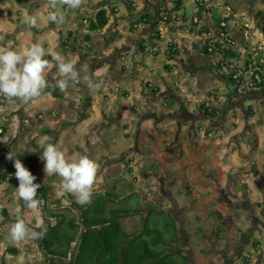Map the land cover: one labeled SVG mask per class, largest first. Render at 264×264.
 <instances>
[{"label":"rangeland","instance_id":"obj_1","mask_svg":"<svg viewBox=\"0 0 264 264\" xmlns=\"http://www.w3.org/2000/svg\"><path fill=\"white\" fill-rule=\"evenodd\" d=\"M106 1L86 0L85 4L78 9L66 7L65 10L66 5H58L55 11L64 16V25L55 27L56 23L46 19L50 12V9L45 6L46 0H0V47L11 48L19 52L36 43L44 48L45 54L54 56L60 53L64 56L60 42L64 38H69L67 29H76L75 39L83 43L82 33H85V28L79 23L82 20L81 16L92 15L100 8L105 7ZM205 1L203 3L207 5ZM209 1L213 2V0ZM244 1L247 2V0ZM249 1L254 2L252 7L256 11L264 7V0ZM220 2L223 3V1ZM224 2L226 5L229 4L231 9L235 8L238 11L247 7L239 0H224ZM117 4L121 11H128L125 3L119 1ZM143 5L145 4L142 1L141 4H138L139 11ZM25 10L29 16L43 17V19H38L35 27L28 30L22 29ZM195 11V2L185 0L180 14L191 21ZM8 18L13 19L15 29H10L12 24ZM119 19L122 20L121 30L123 33L117 31V33L108 34L109 37L114 36L113 42L117 41L129 45L131 41L142 39L140 36L144 33L140 28L141 26L131 30L128 21L129 16L122 14ZM235 22L239 23L237 20ZM17 27L20 29L19 32H16ZM253 28L254 31L250 37L254 55H257V58H260L259 56L264 57L262 33L256 26ZM186 30L185 36L177 38L175 41V43L181 42V47L190 46L187 41L192 33L187 27ZM36 34L37 37L35 38ZM143 39L146 40V38ZM170 41L173 42V40ZM105 42L99 38L98 48L95 51H101L102 47L107 44ZM148 46L149 42L144 45L146 49ZM130 48H128V63H132L133 60L134 49L131 50ZM178 49H182L185 53L183 47ZM67 51L74 54L71 61H75V68L79 73L81 83L80 85L69 83L68 88L64 91L68 99L47 91L46 93H50V95H45L38 102L29 104L20 101L10 104L3 97H0V168L11 167V160L7 159L9 152L12 151L15 155L23 156L42 147L43 138L48 136L39 137L31 145H28L27 142L28 136L35 131L38 123L52 129L57 128L63 120L75 123L73 126L63 128L57 137L52 136L50 138L52 143L60 142L63 145L66 155L85 154L86 150V154L98 163L99 169L91 198L100 192L113 190L128 193L120 199L122 201L135 197L129 202L132 206L148 204L153 207L155 203L162 204L166 210L176 216L179 232L183 238L180 246L189 256L191 264H220L221 261L222 264H264V202H261L260 205H250L245 202V207L236 204V207L232 206L230 209L222 206L227 196L244 201L264 200V95L262 93L251 95L252 98H258L261 101L260 103L251 100L252 109L250 110L257 114V119L252 127L243 131L245 121L239 110L236 111L239 120L237 123L222 126L220 124L227 120V111L232 104L236 105L237 103L227 101L228 90L223 86H218L221 81L214 79L207 72L199 75L190 74L188 70L183 68L184 61L179 58L175 60L176 63L165 65L167 56L166 58L162 56L159 59V64L164 66L165 80L176 83L179 79L187 77L186 84L189 88L195 86L199 90L196 95L192 92L193 96L190 95V98L193 103L189 102V104H193L196 111L199 112L196 116L202 121V137L196 138L195 133L191 132L193 128L190 129L191 133L187 135L185 129H187L188 124H185L179 136H176L177 129L174 122L171 124V130L168 131L170 134L173 133V137L168 136L162 140L165 144L160 146L161 152L157 154L161 142V139L159 141L157 137H160L158 135L159 132L163 131V127L158 126L156 129L151 126L146 130L156 138H153L150 156H160L161 159L142 160L136 153L127 159L128 154L133 152L136 147L137 125L140 119L145 118V114L139 116L138 113H154L152 111H155L158 117H162V120L170 118L169 116L172 114L167 113L163 107H157L155 103L156 101L168 102L169 92L167 96L162 94L157 96L146 95L145 100H143L141 95L134 94L131 98V93H134L135 89L124 90L123 88L133 84L130 79H134L136 74H141L139 80L142 85L143 81L160 85L164 80L158 75L151 79L148 76L145 79L147 73L143 69L145 65H151L152 59L149 57L145 59L146 64L138 65L143 69L136 72L132 71L133 64L131 63L124 66L125 69H121L111 53L107 58L92 60L93 56H82L81 50H77L76 53H72L74 49ZM167 65L171 67L170 71H167L165 67ZM99 67L106 69V71L96 77L94 71ZM175 70L176 73L173 74ZM121 74H125L126 77L123 75L121 77ZM58 78H60V74L57 69H51L47 75L50 84H54ZM89 78L94 83H99L101 87L99 89L89 88L87 85ZM152 85L146 86L148 93L151 92ZM181 87V85L177 86L179 89ZM211 89L218 90L219 102L217 101L215 105L220 113L215 119L220 120L219 125L224 132L215 129L214 126L210 129L211 123L207 122L208 118L199 110V103L202 100L206 99L209 101V105L211 104L210 99L206 97V92ZM184 92L188 93L189 91L184 88L183 92L179 93ZM202 94L203 98L200 101L199 98ZM128 98H130L129 103L121 104L122 100ZM176 98L181 100L179 97ZM185 102L187 101L185 100ZM124 105L125 107L122 108ZM131 106L136 107V110H132ZM185 107L188 108V105ZM36 113H39V117L36 116ZM171 113L174 114L175 112L172 111ZM167 115L169 116L167 117ZM180 115L179 112L178 116ZM27 117L33 118L34 122L27 120ZM169 121L172 122L171 119ZM169 121H164L162 124L166 125ZM126 130H128L127 133H125ZM207 131L211 133L209 134ZM180 152L182 154H179ZM244 156L248 158L247 160L251 159L249 165L254 166L253 169L249 168L250 166L248 169L237 166L247 161L243 159ZM197 163L201 174L205 175L203 179L207 182L205 184H189L185 196L183 192H186V189L181 186L182 180L179 179V171H192ZM230 167L234 168V171H230ZM43 168L44 164L39 169L40 176L34 183L43 182V176H46ZM242 168H245L246 172H242L240 170ZM165 180L168 181L166 187L163 185ZM59 183L60 178L58 176L49 182L56 195L62 194ZM126 186L129 190H126ZM16 187H18L17 179L0 186V199L7 205L9 213V216H5L0 212V264H35L42 261L37 240L28 243H13L10 240L8 230L17 219L18 213L22 214L28 222L35 219L37 225L41 220L44 224V220L42 215L37 216L26 206L21 208L15 191ZM193 189L195 194L192 199L189 196ZM141 213L145 212L142 211ZM139 219L140 215H135L123 220V225L127 230H132L136 227ZM28 222L25 221L26 224ZM27 225L37 231L40 230L37 225ZM246 225L248 227L245 228ZM198 226L202 229L201 234L196 232ZM217 227H222L225 230L223 233L226 237L225 240H218L214 236L213 231ZM256 230V234H260V239L256 240L257 243L253 247L250 241ZM249 243L250 246H247ZM7 247L17 249L18 253H8Z\"/></svg>","mask_w":264,"mask_h":264},{"label":"trees","instance_id":"obj_2","mask_svg":"<svg viewBox=\"0 0 264 264\" xmlns=\"http://www.w3.org/2000/svg\"><path fill=\"white\" fill-rule=\"evenodd\" d=\"M241 3L244 6L252 7L254 2L242 0ZM107 4L106 8H100L93 16H81L82 20L79 23L86 27L87 33L82 38L84 42L79 43L78 47L88 56L99 57L103 54L101 51H94L93 47L107 29L110 17L117 18V7L114 0H108ZM174 4L175 12L180 11L184 6L182 0H176ZM205 5L203 1L195 0L196 11L190 21L189 31L199 36V39L192 45L195 56H183V51L171 41L168 44L167 52L171 53L173 59L184 60V68L190 73L199 75L207 72L214 79L223 82L224 87L228 90L227 101L231 102L236 95L264 88L262 57L247 59L237 53L234 49L235 39L226 26L227 18L217 25L214 33L209 27L210 9ZM130 8H132L131 4ZM159 13L157 22L164 29H173V26L170 25L172 18L174 22L179 21L176 15L172 17L166 10H160ZM179 18L184 22L187 21L184 15ZM153 19L144 15L130 26L133 29L134 26L151 24ZM256 20L257 28L261 31L264 41V7L256 12ZM24 27H27L26 23H23ZM69 34L74 36L75 33L70 30ZM104 41L109 44L114 41V36H108ZM61 43L66 45V39H62ZM140 51L149 54L144 46L140 47ZM150 54L156 55L155 52ZM44 58L52 61L53 56L45 54ZM122 69H125L124 66ZM166 69L170 71L171 67L167 65ZM76 84L80 85L81 83L79 81ZM250 87L254 89L247 90ZM45 91L68 99L65 92L59 88L53 89L50 86ZM218 96L217 89L206 92V97L210 101L219 102ZM215 108L206 102L199 103V110L208 118L215 119L218 115ZM36 116L39 117V113H36ZM27 120L34 122L31 117H27ZM74 124L63 120L57 128L52 129L38 123L35 131L28 136V145L33 144L41 136L57 137L63 128ZM126 136L128 137V134ZM43 150L42 146L30 154L23 156L14 154L36 179L40 176L39 169L44 164L40 159ZM10 164L11 167L0 168V186L6 182H14L16 179L12 160ZM249 166V168L254 167ZM55 177V175L43 176V182L38 183L40 188L37 198L43 201L41 215L46 227V234L42 239L37 240L42 261L35 264H191L189 256L180 246L183 238L179 232L176 216L166 210L162 204L155 203L153 207L148 204L132 206L129 202L135 197L122 201L120 199L128 193L111 190L98 193L91 198L90 203L82 205L77 202L73 194L56 195L54 193L49 182ZM125 188L129 190L127 186ZM186 190L188 192L187 187ZM18 201L21 208H24V202L19 199ZM142 211L145 213L142 214ZM0 212L9 216L7 205L1 199ZM135 215H140L139 222L134 229L127 230L123 225V220ZM18 216H22V214L18 213L16 218ZM22 218L28 222L23 216ZM27 224L36 226L37 222L35 219H31ZM196 232L201 234V227L198 226ZM224 232L222 227H217L213 234L218 240H225ZM251 242L255 247L256 240L251 239ZM7 251L10 254L18 253L17 249L11 247H7Z\"/></svg>","mask_w":264,"mask_h":264},{"label":"crops","instance_id":"obj_3","mask_svg":"<svg viewBox=\"0 0 264 264\" xmlns=\"http://www.w3.org/2000/svg\"><path fill=\"white\" fill-rule=\"evenodd\" d=\"M119 1L126 4L127 9H128L127 12H123L120 10L119 5L117 4V2H119ZM141 1L145 5H143L141 7V10L139 11L138 4H141ZM175 1L176 0H114L115 6L116 7L118 6L117 7V18L110 17V21H109V24L107 26V29L102 34V36H100L101 41L102 40L104 41L105 38L108 37V34H110L112 32L117 33V31H118L119 33H121V32L123 33V31L121 30L122 20L119 19L122 14L130 17V19L128 20L130 25L137 22L144 15H147V16L154 18L153 22L151 24L138 25V26H141L140 28L142 29V32L144 33V35H141L142 37L140 36V38H142V39H139L138 41H131L129 45L127 43H122V42H117V41L111 42V44H106L105 47H102L103 49L101 48L102 49L101 52L103 53L101 56H99V57L93 56L92 57V60L104 59L105 57L106 58L109 57L110 56L109 54L111 53L114 55L117 63L121 66V69H122L123 66H127L129 63H131V62H129V63L127 62V57L129 56L128 48L131 47L130 48L131 50L134 49L133 54H132L133 60L131 63V64H133L132 71L134 70V71L138 72V70L140 71V69H143V68H140V66L138 67V65L146 64L145 59L147 57H149L152 59L151 65H145V68L143 69L147 73V76L145 77V79L148 76L151 79L153 76L158 75L160 78H162V80H164V82H162V84H160V85H154L153 83H152L153 84L152 85L149 81H143V85H142L141 81L139 80L141 78V76H140L141 74L140 75L136 74L137 76H135L134 79H130L131 81H133V84L128 85V86H124L123 89L124 90H134L135 89V92L131 93V98H133V96L135 94V95H141L143 100H145L146 95L152 94V95L157 96L158 94H162L164 96L165 95L167 96L168 92L170 93L168 102H160V101L155 102L157 107H163L166 109L167 113L170 112L169 114H172L171 116L167 115V117L169 116L170 118L165 119L163 117L164 120H162V117L161 118L158 117L156 115L157 113L155 111H152L154 113H143V112L138 113L139 116H140V114H141V116H142V114H145V118L140 119L139 124L137 125L136 137H135L136 147L133 150V152L128 154L127 159L131 158L132 155L135 153L142 160L145 159V160L149 161V160H152L154 158L161 159L160 156H156V157L150 156V154H152L150 150L152 149L151 146L153 143V138H156V137H154V135L146 129L150 128L151 126L155 127L156 129L158 126L163 127V131L159 132V135H158L160 137H157L158 138L157 140L161 139V142L159 143V147H158V148H160L161 145L165 144L162 141L165 137H168V136L173 137V133L170 134L168 132L169 130H171V124H173L174 122L176 123V125H175V127L177 129L176 136H179V134L182 131L181 129H183L184 125L185 124L189 125V121L187 120L188 119L187 117H189V116L191 117L193 115L196 116L199 113L198 111H196L193 104H189V102L193 103V101H191V98H190V95L193 94L192 92H194V95H196V93H198L199 90L195 86H193V87L191 86L189 88V86L186 84L187 77H184L183 79H179V81H177L176 83H170L171 81L169 82V81L165 80L166 75L163 72L164 66L162 67L159 64L160 63L159 59H161L162 56H165V58L167 56V58H166L167 61L165 62V65L169 64V63L170 64L176 63V61H175L176 59H173V57H171L172 56L171 53L167 52V49L169 50L168 44H169L170 40H173V42L175 43V41H177V38L185 36L184 34L187 33L186 27H187V29H189L191 27L190 21L185 16L184 17L187 20L186 22L182 21V19L179 18V17L183 16L182 14H180L181 10L175 12V9H176L175 4H174ZM182 1H183V5H184L185 0H182ZM193 1L195 2V0H193ZM203 1H205V0H203ZM220 1H223V3H221ZM133 2H135V3H133ZM205 2L208 5V6L206 5V7H209V9H210L209 27L214 22H217L219 24V23L223 22L224 19L227 18L226 26L229 29V33L235 39L234 49L237 51V53L240 54L242 58L247 57V59H250V58L254 59V58L258 57L257 55H254V51H253L254 48H253V44L251 42V37H250V34L254 31L253 27L254 26H256V28L258 27L257 20H256V12L257 11L255 9H253L254 7L247 6L244 9H242L241 11L239 10L237 12H234L231 9V6L229 4H227V5L225 4L224 0H213V2H210L209 0H207ZM107 3H108V0L105 2L104 8L107 7V5H108ZM130 4H131L132 8H130ZM66 7L67 6L64 7L65 10L67 9ZM233 9H235V8H233ZM160 10H166L168 15H170L172 17H175V15L177 16V19L179 20L178 22H174V20H172L173 18L171 19L170 25L173 26L172 30L164 29L162 26H160L158 24L157 21H158L159 16H160V13H159ZM96 12H94L91 16H93ZM9 20L11 21V24H12L10 29L11 30L15 29V26H14L15 23L13 22V19H9ZM236 20L239 22L238 24H237V22H235ZM23 23H25V20L23 21ZM59 25H64V19L62 22L56 23L55 27H58ZM134 27L135 28L132 29L130 26V29L135 30L137 28V26H134ZM84 28H85V33H82L83 36L87 33L86 27H84ZM22 29L28 30L29 28L28 27H24V28L22 27ZM70 30L74 31V33H75L74 36H70V34H69ZM75 30L76 29H73V30L67 29V35H69V38H67V39L65 38L66 42H67L66 45H64L60 42L61 47H62L61 51L64 53V57L69 61H71V59L74 58V54H70V52L67 51L68 49H70V50L74 49V52H72V53H76L77 50H81L78 47V44L80 42L76 41V39H75L76 35H77V32H75ZM19 31H20V29H18V27H17L16 32H19ZM125 33H126V31H125ZM34 37L36 38L37 34ZM189 37L190 38L188 39L187 42L190 43V46H187V47L182 46L184 48V51H185V53H183V56H185V57L195 56L194 47L192 45L194 42H196L199 39V36H196L195 34H192ZM143 38H146L147 41ZM148 42H149V46L147 47L146 50L149 52V54L142 53L140 51V47L144 46L145 44L147 45ZM97 44H98V42H96V45L93 47V49L96 50L98 48ZM176 44H177V48H182L181 42L178 41V43H176ZM180 50L182 51V49H180ZM81 52H82L81 53L82 56L88 57V55L86 54L85 51L81 50ZM152 52H155L156 55L150 54ZM168 57H169V59H168ZM259 57H262V59L264 61L263 56H259ZM184 63H185V61H184ZM183 68H184V64H183ZM104 71H106V69L99 67L98 69H96V71H94V75L96 77H98L101 74H104ZM175 73H176V70L173 74H175ZM190 74H192V73H190ZM106 75H107V73H106ZM122 75L124 77H126L125 74H121V77H122ZM168 78H170V77H168ZM151 85L153 87L151 88V92L148 93L146 86H151ZM162 85H164V86H162ZM179 85H181L183 87V89H182V87H181V89L177 88V86H179ZM218 86L224 87L223 82H220V84ZM184 88L186 90H188L189 92L188 93L184 92V93L180 94L179 92H183ZM121 93L124 94V92H121ZM257 93H262V95H264V88H261L258 91L245 92L242 95L234 96V98L231 102H236L237 104L231 105V108L226 113V116H227L226 122H224L223 124H220V125L224 126L226 124L227 126H230V125H234L235 123H237L239 120H238L236 111L239 110L241 115H243V118L245 121L243 131L244 130L246 131V129H248L249 127H252L255 124V120L257 119V114H254L250 110V109H252L251 100L253 99V100H256L260 103H261V101L258 98H252L251 95H258ZM176 97L181 98V100H177ZM202 98H203V94H202V96L200 95L199 100L201 101ZM129 99L130 98H128L126 100H122L121 104L129 103V101H128ZM185 100L187 102H185ZM202 102H206V104H209L208 103L209 101H207L206 99L202 100ZM216 103H217V101L213 100V101H211L210 105L213 107H216V105H215ZM187 105H188V108L185 107ZM124 107H125V105L122 106V108H124ZM131 109L136 110V107H132ZM215 109L217 111V114H219L220 113L219 110L217 108H215ZM171 110L174 111L175 113L174 114L171 113L172 112ZM179 112L180 113H182V112L186 113V115H182V117L179 116V117H181L179 119L177 117V114ZM249 112L251 113L250 115L248 114ZM147 116H148V118H146ZM169 119H171L172 122H170ZM164 121H169V122L166 125L165 124L163 125L162 123ZM207 122L211 123L209 125L210 129H212L214 126L215 129L217 128V130L224 132L223 129L219 125L220 120L218 121L217 119L208 118ZM201 123H202V121H200L199 119H197V118L193 119L190 122V125L187 127V129H185V133H187V135H189L191 132H194L195 133L194 135L196 136V138L197 137L201 138L202 137L201 133H203V131H202L203 128H201ZM191 128H193V129L190 132ZM206 130H205V132H206ZM127 132H128V130L125 131V133H127ZM210 133L211 132H209V134ZM245 133H248V132H245ZM249 133H250V131H249ZM239 134H240V132H239ZM189 144H190V142H189ZM160 152H161V148L158 149L156 153L159 154ZM235 153H236V151H235ZM113 156H115V154H113ZM243 159L247 160L248 158L246 156H244ZM259 160L261 161V159H259ZM249 161H251L250 158H249V160H247L242 165L240 164L237 166H242V167H245L248 169ZM263 163H264V161H263ZM229 170L234 171V168L232 169L230 167ZM179 172H180L179 179L182 180L181 186L185 187V189L189 184H191V185H193L195 183L205 184L207 182L206 180L203 179V177H205V175L201 174L200 170L198 169V163L195 164V169H193L192 171L188 170L187 171L188 173L185 171H179ZM242 172H246V170H243ZM189 176H191V177H189ZM178 182H180V181H178ZM166 184H168V181L167 180L163 181L164 187L167 186ZM194 191H195L194 189L191 190V193L189 196L192 199H193L194 194H195V193H193ZM183 193L186 196L187 190H186V192H183ZM245 202L247 204H250V205H260L261 202H264V200H262V201H257V200L244 201L243 199H235L233 197L227 196V198H226L225 202L222 204V206L226 209H230L232 206L236 207V204L241 205L240 207H245L246 206V205H244V204H246ZM218 215H219V213H218ZM228 216L230 218V215H228ZM246 227H248V225H246L245 228ZM256 232H257V230L255 231V234L252 236L251 239H255V240L260 239L259 238L260 234H256ZM242 233H244V231H242ZM247 246H250V243ZM208 263H210V262H208ZM210 264H212V263H210ZM220 264H222V261Z\"/></svg>","mask_w":264,"mask_h":264},{"label":"clouds","instance_id":"obj_4","mask_svg":"<svg viewBox=\"0 0 264 264\" xmlns=\"http://www.w3.org/2000/svg\"><path fill=\"white\" fill-rule=\"evenodd\" d=\"M85 2L86 0H46L45 6L50 9L46 19L49 22L60 23L64 17L55 11L58 5L78 9ZM23 15L29 29L36 26L38 19H43V17L29 16L26 10ZM44 57V48L36 43L19 52L0 47V97L10 104L16 101L29 104L38 102L45 95H50L45 91L50 86L53 89L59 88L65 91L70 82L73 84L79 82L80 77L75 68V61L67 60L60 53L55 54L52 61ZM53 68L57 69L60 78L50 85L47 75ZM87 85L91 89L101 87L90 78L87 79ZM42 146L44 150L40 159L44 162L45 175H55L60 178L61 193L73 194L77 202L82 205L90 203L97 179L98 163L86 154V150L85 154L66 155L63 145L60 142L52 143L50 137L43 138ZM16 157L12 151L7 155V159L13 161L15 168L14 175L18 181V187L15 188L17 198L24 202L27 209L40 216L43 205V201L37 198L40 184L34 183L36 177ZM37 227L39 231L29 227L22 216H18L9 227L10 240L13 243H28L42 239L46 234V227L42 220Z\"/></svg>","mask_w":264,"mask_h":264},{"label":"flooded vegetation","instance_id":"obj_5","mask_svg":"<svg viewBox=\"0 0 264 264\" xmlns=\"http://www.w3.org/2000/svg\"><path fill=\"white\" fill-rule=\"evenodd\" d=\"M178 114H179V113H178ZM178 114H177V117L180 119V117L178 116ZM175 115H176V114H175ZM182 115H186V114L182 112L180 116L182 117ZM206 117H207V116H206ZM187 118H188L187 120L189 121V125H190V122H191L193 119H195V118L198 119V117L195 116V115H193V116H191V117L189 116V117H187ZM189 118H190V119H189ZM207 118H208V117H207ZM189 125H188V126H189ZM180 128H181V127H180Z\"/></svg>","mask_w":264,"mask_h":264},{"label":"water","instance_id":"obj_6","mask_svg":"<svg viewBox=\"0 0 264 264\" xmlns=\"http://www.w3.org/2000/svg\"><path fill=\"white\" fill-rule=\"evenodd\" d=\"M218 23L214 22L212 25H210V29L215 33V29L217 27Z\"/></svg>","mask_w":264,"mask_h":264},{"label":"built area","instance_id":"obj_7","mask_svg":"<svg viewBox=\"0 0 264 264\" xmlns=\"http://www.w3.org/2000/svg\"><path fill=\"white\" fill-rule=\"evenodd\" d=\"M250 86H252V85H250ZM252 89H254L253 87H250V88H248L247 90H252Z\"/></svg>","mask_w":264,"mask_h":264}]
</instances>
